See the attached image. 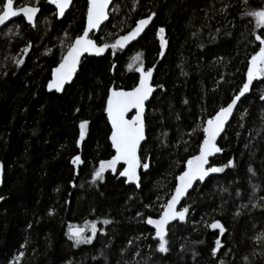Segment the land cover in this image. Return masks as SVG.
I'll use <instances>...</instances> for the list:
<instances>
[{"label": "trees", "instance_id": "trees-1", "mask_svg": "<svg viewBox=\"0 0 264 264\" xmlns=\"http://www.w3.org/2000/svg\"><path fill=\"white\" fill-rule=\"evenodd\" d=\"M14 3L21 7L29 0ZM133 3L114 0L108 21L92 38L112 43L154 12L150 27L125 50L113 54L109 48L103 57H85L60 95L47 93L46 83L68 43L83 32L87 0H74L61 20L40 0L35 28L18 18L0 30V264H14L17 256L16 264H264V240L258 239L264 234V81L253 82L219 139L222 152L211 165L224 171L197 184L182 202L189 212L185 223L168 228V254L155 252L157 241L146 223L159 217L176 177L198 153L204 122L246 80L247 61L258 42L249 34L251 18L241 13L261 7V0L248 5L243 0H138L135 10ZM160 27L166 30L163 57L156 37ZM138 52L145 69L154 66L156 90L146 105V139L139 151L149 168H140L138 189L126 186L118 172L93 183L100 162L113 155L104 113L108 90L136 85L138 74L127 66ZM21 57L24 63L17 67L14 60ZM82 121L88 123L77 146ZM77 155L82 163L74 165ZM229 160L233 166H226ZM104 219L112 222L104 225ZM214 221L225 227L223 235L209 227ZM92 223L97 226L92 244L74 247L66 235L69 225L85 228L88 236ZM216 238L223 248L214 259Z\"/></svg>", "mask_w": 264, "mask_h": 264}, {"label": "snow or ice", "instance_id": "snow-or-ice-1", "mask_svg": "<svg viewBox=\"0 0 264 264\" xmlns=\"http://www.w3.org/2000/svg\"><path fill=\"white\" fill-rule=\"evenodd\" d=\"M48 5L55 6V16L57 19L62 18L66 11L73 4V0H45ZM111 0H87V13H86V26L83 28L81 35H77L74 40H71L67 45V52L63 54L58 66L52 71V79L48 83L47 87L51 91L53 88L59 92L63 89L64 85L70 82L73 75L78 70V65L81 63V58L84 54L101 56L107 49H112L113 54L116 51L124 50L130 42L136 40L145 31L146 27L153 20L156 13H151L146 18L139 19L135 27H133L127 34L121 35L112 43L98 44L91 36L94 30L100 29V26L109 19V5ZM40 0H29L26 6L20 8H14V0H0V25H5L12 17L23 15L26 22L32 27H36L35 18L37 13L41 10L39 8ZM138 0H134L133 10H135ZM245 5H248V0H243ZM211 8V6H209ZM227 5L219 9V12H225ZM115 11V9H113ZM242 17L251 18L250 22L253 23V31L249 34L254 36L256 42H258V50H254V54H251L250 59L247 61L246 80L243 82L242 87L239 88L238 93L231 98L230 102L226 106H222L213 116L204 122V126L201 131L203 133L202 142L199 144V153L193 155L186 161L184 170L180 175L176 177V183L174 191L170 195V198L166 203L160 205L162 211L159 214L158 219L148 217L146 223L151 225L155 229V233L152 239L157 241L155 245V252L160 254H168L170 252L169 239L166 237L169 234V229L166 227L170 225L172 221H179L181 223L186 222V215L189 212L188 207L181 206L179 210L177 205L181 204L182 199L189 194V189H194V182H204L205 178L212 173H220L224 171V167H218L211 165L209 157L214 154L222 152V149L217 146V138L221 136V133L225 131V125L229 121V117L232 116L234 108L237 107L241 98L245 97V94L249 92L250 86L254 81H264V31L257 34V30L264 29V0H261V7L252 8L246 7L242 13ZM205 19H210L207 11L205 12ZM165 28L160 27L156 32V37L159 40V55L163 57L167 40L165 38ZM219 32V29H217ZM67 36V33L65 34ZM31 48V43L25 46L21 51L24 55H27ZM50 51V50H48ZM48 51L44 54L47 55ZM142 53H136L131 58V63L128 64V68L139 74L138 84H136L131 90H123L116 88H109L106 99L105 112L107 120L111 125L110 141L111 147L115 150V155L111 159L101 161L99 167L93 172L91 182L95 183L97 180H104V173L107 170H111L113 173H117L119 177L125 178V183H134L139 187L140 176L138 175V169L143 168L147 170L149 163L145 158L138 155V149L141 146V142L146 139V117H145V101L152 95L154 88L150 84L153 78L154 66L145 69V64L142 59ZM14 63L17 67L24 63L23 57L15 59ZM135 65V67H134ZM115 67V65H113ZM158 87H163L162 85ZM260 99L264 101V90ZM135 110V114L130 118H126L127 114ZM79 111V109H77ZM264 119V116L261 117ZM87 121H82L79 124V139L77 140V146L80 141L85 137V129ZM195 131V130H194ZM164 135H167L166 133ZM186 143V142H185ZM72 164L79 165L82 163L79 155L72 159ZM123 165V170H118L117 165ZM226 166H233V161L229 160ZM248 172L255 175V172L249 167ZM255 191V186L253 187ZM239 195V193H237ZM0 199H3L0 197ZM264 200V197H261ZM245 207V205H241ZM262 207V205L252 204V208ZM51 211L49 215H51ZM139 216L140 213H137ZM239 215V213H237ZM112 221L104 219L102 223L104 225L110 224ZM30 227V225H29ZM209 227L211 229H219L221 235L226 231L225 227L220 221L212 222ZM91 235H84L86 229L81 227H75L69 225L66 235L68 239L73 241V246H79L81 244H92L93 238L97 234L96 223H92L89 227ZM258 239L264 240V234L258 237ZM131 243V241H129ZM199 243H202L199 242ZM223 248L221 240L216 238L215 246L211 249V256L215 259L217 253ZM181 250H185V246L181 245ZM138 254V253H137ZM21 255H23L21 253ZM195 259L198 253L195 251L192 253ZM228 255V253H224ZM20 259L16 257V262ZM247 260V258H245ZM14 262V264H16ZM147 264V261H146ZM199 264V262H197ZM220 264H225L223 260Z\"/></svg>", "mask_w": 264, "mask_h": 264}, {"label": "water", "instance_id": "water-1", "mask_svg": "<svg viewBox=\"0 0 264 264\" xmlns=\"http://www.w3.org/2000/svg\"><path fill=\"white\" fill-rule=\"evenodd\" d=\"M73 1H74V0H73ZM5 2H6V0H5ZM113 2H114V0H111L110 5H109V8H110L111 5L113 4ZM46 4H47V3H46ZM47 5H48V4H47ZM24 6H26V5H24ZM49 6H51V7L54 8V10H55V6H54V5H49ZM71 6H72V5H71ZM71 6H70V8H71ZM21 7H23V6H21ZM14 8H20V7H16V5H15V3H14ZM70 8H69V9H70ZM69 9L66 11V13L69 11ZM108 11H109V9H108ZM86 13H87V9H86ZM39 14H40V12L37 13V17L39 16ZM37 17L35 18V21H36ZM63 17H64V16H63ZM63 17H62V18H63ZM18 18H22L28 26L32 27L31 25H29V24L26 22L25 18H24L23 15L21 14V15H18L17 17H12V18H10L8 21H6L5 25H0V30H1L2 28H4L6 25H8L10 22H12V21H14V20H16V19H18ZM62 18H59V19H57V20H61ZM153 19H154V17H153ZM107 21H108V20H107ZM107 21H105V22L100 26V29L103 27V25H104ZM152 22H153V20H152V21L149 23V25L146 27L145 31L150 27V25L152 24ZM85 26H86V14H85V24H84V27H85ZM134 27H135V25H134ZM100 29H98V30H94L93 33H90V36L92 37L93 35H97V34L99 33ZM131 29H132V28H131ZM131 29H130V30H131ZM130 30H129V31H130ZM145 31H144V32L141 34V36L138 37L136 40L130 42V44L127 45L125 49H127V48L130 47L132 44H134L135 42H137V41L142 37V35L145 33ZM125 34H127V33H125ZM125 49H124V50H125ZM108 50H109V49H107V50L105 51V53H104L103 55H101V56H95V55L84 54V56L81 58V61H82L85 57H94V58H100V57H103V56H105V54L107 53ZM66 52H67V51H66ZM66 52H65L64 54H66ZM59 63H60V61H59ZM59 63H58V64H59ZM58 64H57L54 68H52L51 73H50V78H49L48 82L46 83V87H45V88H46V92H47V93H55V94L60 95V94L63 93L65 87H66V86H69V85L74 81L75 76H76V74H77V72H78V70H79V65H80V64L78 65V70H77V72L73 75L72 80H71L70 82L66 83L61 91L57 92L54 88L50 91V90L48 89L47 85H48V83H49V82L51 81V79H52V71H53V69H55V68L58 66ZM153 73H154V72H153ZM137 74H138V73H137ZM138 78H139V74H138ZM152 83H153V78H152V80L150 81V84L153 86ZM136 84H138V81H137ZM110 88H114V87L112 86V87H110ZM153 88H154V91H153L152 95L149 97V99H148L147 101H145V113H146V105H147V103L151 100V98H152V96H153V94H154V92H155V90H156L154 86H153ZM130 90H131V89H130ZM106 99H107V98H106ZM241 99H242V98H241ZM238 104H239V102H238ZM105 107H106V102H105ZM237 107H238V105H237ZM237 107L234 108V111H233L232 116L229 117V121L226 123V125H225V129H226L227 125L230 123V121H231V119H232V117H233V115H234V113H235ZM104 113H105V116H106V119H107V115H106V112H105V108H104ZM134 114H135V110H131V111L127 114L126 118H130V117H131L132 115H134ZM107 122H108V120H107ZM108 125H109V127H110V134H111V125H110L109 122H108ZM223 133H224V132H223ZM223 133H221V136L223 135ZM110 134H109V137H110ZM221 136L217 138V146H218V142H219V139L221 138ZM109 137H108V140H109V143H110V145H111V141H110ZM144 141H145V140H144ZM144 141L141 142V146H142V144L144 143ZM141 146H140V148H141ZM140 148L138 149V155H139ZM111 150H112V152H113V155H115V150H114L112 147H111ZM198 153H199V150H198ZM198 153H197V154H198ZM197 154H196V155H197ZM218 154H219V153H216V154H214V156L209 157V161H210V163H211V161H212L213 159H215V157L218 156ZM113 155H112V156H113ZM112 156H111V157H112ZM111 157H110L109 159H111ZM109 159H107V160H109ZM105 161H106V160H105ZM120 167H121L120 170H123L122 162H121V164H118V165H117V169L119 170ZM137 171H138V175H139L140 168H139ZM106 173H111L112 175H116V174H117V173H113L111 170H107L104 174H106ZM180 174H181V173H180ZM180 174H179V175H180ZM214 175H216V173H212V174H210L208 177L205 178V181H204V182H199V181L194 182V187H195L197 184H203V183H205L210 177H212V176H214ZM139 176H140V175H139ZM120 178L123 179V180L125 181V178H123V177H120ZM2 181H3V170H2V168L0 167V189H1V187H2ZM139 183H140V180H139ZM125 185H126V186H130V187H135L136 189L139 188V187H137L136 184H134V183H125ZM191 191H192V189H189V193H190ZM186 197H187V195L182 199L181 204H182V202L185 200ZM181 204H180V205H177V209H178V210H179V208L181 207ZM158 218H159V217L154 218V219H158ZM175 222H177V221H172V222L170 223V225H168V226H166V227L169 228V227H170L171 225H173ZM147 226H148V228L153 232V235H154V233H155V229H154L151 225H148V224H147Z\"/></svg>", "mask_w": 264, "mask_h": 264}, {"label": "rangeland", "instance_id": "rangeland-1", "mask_svg": "<svg viewBox=\"0 0 264 264\" xmlns=\"http://www.w3.org/2000/svg\"><path fill=\"white\" fill-rule=\"evenodd\" d=\"M85 131H86V129H85Z\"/></svg>", "mask_w": 264, "mask_h": 264}]
</instances>
